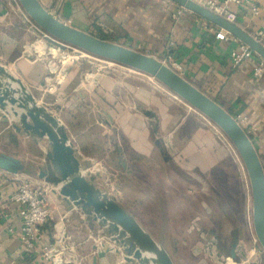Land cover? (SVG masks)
<instances>
[{
  "label": "crops",
  "instance_id": "obj_1",
  "mask_svg": "<svg viewBox=\"0 0 264 264\" xmlns=\"http://www.w3.org/2000/svg\"><path fill=\"white\" fill-rule=\"evenodd\" d=\"M38 2L52 16L72 28L154 58H163L167 44L172 42L169 67L232 116L240 115L247 118L243 128L250 137L264 168V76L260 79L252 77V70L257 62V58L254 57L236 68L232 67L230 53L239 44L236 39V41L229 37L224 40L216 39L215 34L204 28L198 17L187 11L178 14L180 7L169 1L38 0ZM246 2L247 5L243 8H232L237 15L235 24L251 36H255L264 23V0ZM251 5L259 8L261 12L259 17L251 15L249 11ZM38 38L17 3L13 0H0V64L20 78L30 91L37 90L48 73L41 69L37 60L25 55L27 45ZM78 70L79 67H72L66 75L63 96L70 97L68 107L71 106L72 114L66 112L65 121H60L66 127L70 141L80 155H87V158L83 157L86 161H109L120 170L121 173L118 171V175L122 174L130 182L128 193L131 197L126 194V205L113 195L121 207L152 235L137 218L134 210L138 205H141L139 209L146 207L151 210L154 207L156 199L151 193L153 190L149 188L158 184L154 173L160 167L163 172L159 178L166 187L164 194L168 195L172 191L170 188L178 184L180 190L178 194L181 197L177 200L178 209L184 213V221L195 218L198 207L194 189L198 176L208 178L216 170L221 171L224 166L230 164L229 149L216 133L218 131H214L211 123L164 88L161 89L139 75L122 78L103 75L98 83L96 79L91 82L92 84L89 83L88 91L82 93L80 86L73 84L74 78L79 74ZM43 105L49 109L54 107L49 104ZM56 107L58 106H55V109ZM85 107L91 109L89 112L95 107L99 108L100 122L109 120L111 131L108 129L102 133L101 124L86 119L82 113ZM142 111H152L157 116L156 136L153 135L149 120ZM10 137L31 142L16 135L8 124L0 122V138H5L8 142ZM156 138L160 140L161 147L155 145ZM96 147L98 151L93 150ZM118 148L122 150L123 158L130 170L129 174H123L121 171ZM161 150L163 155L160 153ZM0 153L11 156L7 151ZM42 163L35 167L41 166ZM180 177L183 180H180ZM24 179H26L24 176L0 171V264H49L41 257L39 250L52 243L53 225L59 221L63 222L65 234L74 246L75 254L67 264H124L122 255L117 256L112 251H107L108 247L117 248L101 236V231L97 227L91 228L79 211L68 208L53 194L49 199L50 219L38 227L36 253L22 252L18 206L12 203L10 198ZM189 179L193 180V188ZM32 185L47 187L43 182L36 180ZM157 190L160 192V189ZM200 192L205 193L207 190ZM171 199L172 196L170 200L167 196H159L157 203L160 201L162 206L156 207L157 210L164 208L166 211L168 208L166 204ZM201 205L204 208L205 204ZM204 210L208 212L207 209ZM182 217V213L174 216L164 213L163 217L160 214L159 219L164 218L160 225H182ZM202 218L203 220L196 226H200L203 233H200V238L195 234L193 237L195 240L197 238L203 240L213 233L205 218ZM230 225L233 226L234 223ZM229 231L230 229L227 230ZM168 234L165 232L163 240ZM170 234L172 239L183 241L182 238L176 237L177 233L173 230ZM217 238L221 240L220 236ZM200 247L201 244L194 246L193 256L200 253ZM227 250L228 246L221 244V251ZM242 250H246V242L240 233L235 255L238 256ZM202 254L200 253V256L206 260L208 253L202 251Z\"/></svg>",
  "mask_w": 264,
  "mask_h": 264
},
{
  "label": "water",
  "instance_id": "obj_2",
  "mask_svg": "<svg viewBox=\"0 0 264 264\" xmlns=\"http://www.w3.org/2000/svg\"><path fill=\"white\" fill-rule=\"evenodd\" d=\"M168 1L229 34L264 60V46L236 24L227 22L190 0ZM17 3L28 19L51 38L98 60L152 78L226 137L247 174L252 228L264 254V168L250 137L233 116L157 58L72 28L52 16L38 0H17ZM91 72L97 73L98 70L93 68ZM142 114L149 120L151 131L156 136L157 116L152 111H142ZM0 122L8 124L16 135L29 139L35 145L43 141L46 143L41 166L35 167L14 156L0 153L1 172L21 175L49 186L51 193L68 208L79 211L91 228L97 227L101 231V236L117 248L108 247L107 251L122 255L124 264H174L165 247L124 210L113 195L97 184L98 174L89 171L91 162L80 155L56 114L38 102L22 80L1 64ZM155 145L161 147L157 138ZM118 153L122 173L129 174L121 148H118ZM160 153L163 155L162 150ZM237 244L235 231L230 247L232 260L235 259Z\"/></svg>",
  "mask_w": 264,
  "mask_h": 264
},
{
  "label": "rangeland",
  "instance_id": "obj_3",
  "mask_svg": "<svg viewBox=\"0 0 264 264\" xmlns=\"http://www.w3.org/2000/svg\"><path fill=\"white\" fill-rule=\"evenodd\" d=\"M17 5L19 6L18 3ZM19 9L21 13L26 18H28L22 11L20 6ZM38 43L41 44L42 49L33 57L30 56L28 54V50ZM25 54L28 57H32V59L37 60L39 66H41V69L43 68V71L48 72V74L45 76L46 80L45 78H43L42 81L44 85L37 87V90L31 89V91L34 97L41 104H49L54 106L50 107V109L55 114L57 113V118L59 120L65 121L66 116H64V114L66 112H70L72 114L70 108L71 106L68 107V104L70 103V97L68 98L63 96V89L65 88V82L67 79V76H65V74L67 75L69 70L75 66L79 67V74L74 78L75 80L73 81V84H77L78 86H80L82 93L88 91V87L90 85L89 83H91L95 79L96 83H98L101 80V76L103 75L113 78L139 75L142 79H148L151 83H154V85H157L158 87L163 89L160 84H158L154 80L149 79L148 76L139 74L135 71L104 60L88 58L90 56L82 57L80 54L74 53L70 49L60 48V50L58 51L56 45H51L48 41H40L39 38L35 39L32 43H30V45H27ZM55 54H57L61 58L59 63H57L55 59ZM157 59L163 61V58ZM53 61L56 65L53 63ZM91 68H97L98 72L92 74ZM55 80L58 81L55 82ZM55 106H58L59 110H56ZM86 107L91 108V106L89 105H86ZM98 109L99 108L95 107L93 108L92 112H89L91 111V109L86 108L82 111V113L86 117V119L92 120L93 123L101 124L103 133L104 131L110 129L109 127L111 122L108 119V121L103 120L102 122H100ZM103 114L106 115L105 113ZM92 116H94V118H92ZM213 129L214 131H218L216 133L220 136V139L224 143H226L225 145L229 149L231 160L229 162V165L222 168L223 170H216L215 173L213 175H209L210 177L208 178L198 176L194 189L198 207L196 210L197 215L195 216V218H190L189 221H184V213L180 211V209H178L177 203V200L181 199L178 194L180 192L178 184H174V186L170 188L172 191L169 192L167 190L169 192L168 195L164 194V190L166 189V187L159 178L160 176H162L163 172L160 167H158L156 173H154V177H156L158 184L155 186L152 185V187L149 188V190H153L151 191V193L155 196L156 199L153 204L154 207H152L151 210L146 207L139 209L141 205H138V208L134 210V213L137 218L144 223V226L152 233V236L154 238L158 240L161 239L158 242L165 247L174 264H198L200 262H202L201 264H225V260H232L230 257H228V254L229 247L232 243L231 239L235 231H237L238 238L237 246L239 245V234L241 233L242 238H244L246 242V250L240 251L238 256L235 255V259L232 260V263L264 264V254L255 239L252 228L251 192L246 171L241 162V159L239 158L233 146L226 139V137L215 126H213ZM11 139H13V141ZM11 139L10 141L6 142L5 138H0V152L7 151L9 154H11V156L20 158L26 164H31L33 166L40 165L42 163L43 148H45L46 145L44 141L36 146L31 144V142L29 141L24 142V140H20L17 138ZM93 150L98 151V147L93 148ZM81 156L87 158V155L85 154H82ZM90 162L91 163L89 171L98 174V177L96 178L97 184L106 189L111 195L117 196L119 201L122 204L126 205L125 197L127 195L131 197V194L128 193V186L130 188L131 185L125 176H122V174L118 175V171L120 172L118 167L112 165L109 161L106 160ZM26 179L31 181V184L34 181V179L31 178ZM149 180L152 181V179ZM180 180H183V178H181ZM189 180L191 182V188H193V180ZM145 181H147V178H145ZM187 181L188 179H186V182ZM47 189L49 190L48 197L50 199L52 193L50 192L49 186H47ZM157 189H160V192ZM204 189H206L207 192L201 193L200 191ZM159 196H167L169 197V200L172 196L171 201L166 204V207H168L166 211L164 210V208H160L159 210H157L156 208L162 206L160 201L157 203V199H159ZM200 201H202L203 203H201ZM201 204H205L204 208H202L203 206ZM49 205L51 207L50 200ZM204 209L208 210V214ZM164 213L171 214L173 216L182 213L183 219L181 220H183V224L179 226L160 225V221H164V218L160 220L159 216L161 214V216L163 217ZM202 217L205 218L206 224L210 225L209 227L213 232L212 234H215L214 236L212 234L208 235L204 237L203 240H200V233L203 232L200 226L196 225L200 222V220H203ZM173 222H176V220H174ZM233 223L234 225L231 226L230 224ZM228 229H230L229 232H227ZM172 230L177 233L176 237L182 238L183 241L172 239V236L170 234V231ZM187 231H189L190 233H187ZM165 232H168L170 235L168 234L166 236V239L163 240ZM195 234L199 235V238H197L196 240L193 239ZM217 236H220L221 240L218 239ZM242 243L240 242L241 245ZM196 244H201V254L202 251L205 254L208 253L206 254V260H203V254L201 256L200 253H198L196 256L192 255V251H194L193 249ZM221 244L228 246V250L224 251L225 255L224 252L221 251ZM72 247L74 249L73 245ZM226 264L231 263L228 262Z\"/></svg>",
  "mask_w": 264,
  "mask_h": 264
},
{
  "label": "built area",
  "instance_id": "obj_4",
  "mask_svg": "<svg viewBox=\"0 0 264 264\" xmlns=\"http://www.w3.org/2000/svg\"><path fill=\"white\" fill-rule=\"evenodd\" d=\"M17 3L16 0H13ZM168 1V0H157ZM212 14L219 16L229 23L235 24L237 20L236 12L232 9L243 8L247 5L246 0H190ZM185 11L179 8L178 14ZM249 11L252 16L259 17L261 14L258 7L251 5ZM31 28L35 30L39 36L40 41H48L51 45H56L57 50L60 48H66L72 50L74 53L80 54L82 57H88L84 52H81L75 48L69 47L57 40L51 38L44 32H42L36 25H34L28 18H26ZM204 28L209 32L215 34V38L218 40H224L226 37L235 40L229 34L216 28L215 26L201 20ZM259 43L264 46V23L261 29L253 36ZM236 41V40H235ZM173 46L172 42H169L166 46L165 55L163 56L162 63L168 65L170 63V49ZM85 54V55H84ZM26 55V54H25ZM257 58V62L252 70V77L260 79L264 76V60L258 57L252 50L246 45L239 42L236 49L230 53V61L232 67L236 68L240 66L244 61L252 58ZM94 58V57H88ZM96 59V58H94ZM98 60V59H97ZM49 67V66H48ZM66 76V74H65ZM234 120L243 128L247 122V118L236 115L233 116ZM244 129V128H243ZM245 130V129H244ZM49 190L47 187H35L29 180L24 179L17 187L15 192L11 195L10 201L18 206V217L20 219V242L22 246V252L36 253V244L39 240L38 227L45 224L51 216V210L49 205ZM252 220V216H251ZM53 241L52 243L40 248L39 253L41 257L49 264H67L73 259L74 249L70 243L69 238L65 234V227L62 221L57 222L53 226ZM207 250V249H206ZM232 263V260H225L226 263Z\"/></svg>",
  "mask_w": 264,
  "mask_h": 264
},
{
  "label": "bare ground",
  "instance_id": "obj_5",
  "mask_svg": "<svg viewBox=\"0 0 264 264\" xmlns=\"http://www.w3.org/2000/svg\"><path fill=\"white\" fill-rule=\"evenodd\" d=\"M42 49V46H41V44H35L34 46H32L29 50H28V54L30 55V56H34L35 54H37V53H39V51ZM55 59H56V61H57V63H59L60 62V57L57 55V54H55ZM53 63L55 64V62L53 61ZM56 65V64H55ZM92 73V72H91ZM92 74H94V73H92ZM149 79H151V80H153L152 78H150V77H148ZM58 80H55V82H57Z\"/></svg>",
  "mask_w": 264,
  "mask_h": 264
},
{
  "label": "trees",
  "instance_id": "obj_6",
  "mask_svg": "<svg viewBox=\"0 0 264 264\" xmlns=\"http://www.w3.org/2000/svg\"><path fill=\"white\" fill-rule=\"evenodd\" d=\"M100 39L105 40V39H103V38H100ZM11 138H12V137H11ZM11 138H10V139H11ZM11 140L13 141V139H11Z\"/></svg>",
  "mask_w": 264,
  "mask_h": 264
}]
</instances>
